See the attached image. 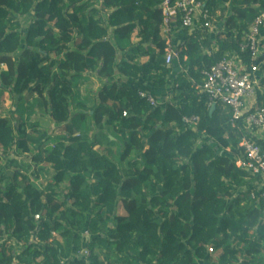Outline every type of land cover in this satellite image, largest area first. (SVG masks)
Wrapping results in <instances>:
<instances>
[{"label":"trees","instance_id":"1","mask_svg":"<svg viewBox=\"0 0 264 264\" xmlns=\"http://www.w3.org/2000/svg\"><path fill=\"white\" fill-rule=\"evenodd\" d=\"M198 1L217 32L184 29L171 81L162 0H0V103L8 90L15 105L0 115V264H59L83 247L79 264H264V198L235 164L240 134L199 91L264 0ZM84 73L102 83L96 103L72 108ZM131 79L172 96L162 106Z\"/></svg>","mask_w":264,"mask_h":264},{"label":"built area","instance_id":"2","mask_svg":"<svg viewBox=\"0 0 264 264\" xmlns=\"http://www.w3.org/2000/svg\"><path fill=\"white\" fill-rule=\"evenodd\" d=\"M161 10L163 28L167 32L178 22L188 31L201 21L204 27H212L209 12L198 0H162ZM263 28L264 6L258 8L247 32L237 41L239 50L225 53L216 64L203 69L199 86L209 107L223 105L226 108L230 127L240 134L241 154L235 158V164L251 179L250 198L253 200L264 198V103L258 99V93L264 98V90L261 88L262 63L255 64L261 55L264 60ZM166 44L164 62L170 66L178 58L179 49L168 41ZM141 96L156 105L152 95L141 93ZM198 121L197 116L183 117V122L193 128ZM87 255L88 250L83 247L59 264H79ZM12 264L20 263L15 260Z\"/></svg>","mask_w":264,"mask_h":264},{"label":"rangeland","instance_id":"3","mask_svg":"<svg viewBox=\"0 0 264 264\" xmlns=\"http://www.w3.org/2000/svg\"><path fill=\"white\" fill-rule=\"evenodd\" d=\"M25 20V18H24ZM218 24V22L216 21L215 23V20L213 19L211 21V28L215 27L216 25ZM210 28V29H211ZM210 33H216L215 30H213L212 32ZM161 35L162 37H164L166 39V34H164L163 32V29H161ZM135 36H136V32H134L131 36V40L134 42L136 41L135 39ZM140 62H143L145 61V58H141L139 60ZM261 71V69H260ZM86 77H92V79H86L84 82H81V80L78 78L76 79L75 81V91H74V97L72 99V108H74L75 104L77 103V101H84L86 102V100L88 101V105H89V108L93 107L96 103V100H97V91H98V88H100V86L102 85V83L97 79V77L95 76L94 73H89L88 76ZM262 77V75H261ZM97 79V80H95ZM94 81H96V84L94 83ZM99 83V84H98ZM98 84V85H97ZM95 85V86H94ZM94 86V87H93ZM94 88V89H93ZM261 88H263L261 86ZM264 90V89H263ZM170 94V93H169ZM6 97V95L4 94L3 97ZM168 97V96H166ZM167 99V98H166ZM11 102V99H10V96L7 95L6 98H4L2 101H1V106L3 107V109H0V115H7L8 113H11L9 112L10 108H7L8 105H11L10 104ZM83 102V103H84ZM162 103V102H161ZM164 105V103H162ZM7 107H6V106ZM227 114V110L226 108L223 106V105H218L217 106V111H216V116L218 117L219 121H221L224 116ZM40 117V119H39ZM34 119H38L37 121L40 123V126L43 128V129H46L48 131V133L52 134L53 136L56 135V133L58 132L57 128L53 127V125L51 124V122L47 123L44 121L43 117L37 115L33 118ZM90 122V121H89ZM119 138V137H118ZM114 151V150H113ZM101 152H104V150H101ZM30 157L31 155L28 154V155H23V156H17L16 159L19 161V163L21 164H30ZM8 161H9V157L8 158H4L1 162V164L6 167L8 165ZM116 161V160H115ZM11 168L14 169V167L12 166ZM33 170V167L31 166L30 167V172ZM49 177V176H48ZM32 180L37 183V185H42V187H44L46 185V182L48 180V178L46 177H40V178H33L32 177ZM43 182V183H42ZM42 183V184H41ZM85 238H87V235L85 234ZM10 240V237L9 236H3L2 239H0V243L3 242V241H9ZM15 248H17L15 246ZM210 248V247H209ZM208 248V251L213 255L214 259L217 257L218 255V252L215 253V252H212V250H210Z\"/></svg>","mask_w":264,"mask_h":264},{"label":"crops","instance_id":"4","mask_svg":"<svg viewBox=\"0 0 264 264\" xmlns=\"http://www.w3.org/2000/svg\"><path fill=\"white\" fill-rule=\"evenodd\" d=\"M162 29H163V32H164V34H166L167 36H166V42L168 41V42H170L171 44H172V47H173V45L174 46H176V47H179L178 45H181V43H182V41L184 40V38H185V33H184V29L180 26V25H178V23H176L175 25H173V27L171 28V30L170 31H166V29L165 28H163L162 27ZM217 26H215V27H213V28H211V29H209L208 31L209 32H212L213 30H215L216 32H217ZM135 39H136V41H132V40H130L129 42H120V43H118V46L121 48V49H124V50H128L129 49V47L132 45V44H135L137 41H138V39L135 37ZM262 41H263V43H264V35H262ZM176 47H173V48H176ZM144 62V61H143ZM176 62V60H174V63ZM173 64V63H172ZM172 68H173V71H172V74H171V81L172 80H174L175 79V77L177 76V74L178 73H180V68H178V66L176 65V63L175 64H173V66H172ZM89 75V73H84L82 76H80L79 77V79L81 80V82H84L86 79H92V77H86V76H88ZM95 80H97V79H95ZM133 86H135V87H137V88H141L143 91H147V92H149L150 94H152V95H154L155 96V98L157 99V101H158V103H160V105H162L163 106V104L162 103H166L167 101H169L170 100V98H171V96H172V89H171V87H169V88H166V89H155V88H152L151 86H149V85H147V84H144L141 80H134V79H131L130 81H129ZM94 83L96 84V81H94ZM99 84V83H98ZM97 84V85H98ZM95 86V85H94ZM93 86V87H94ZM94 89V88H93ZM99 89V88H98ZM170 93V94H169ZM4 94L6 95V97H7V95L8 96H10V99H11V102H10V104L11 105H8V107L7 108H10L9 110V112H13L14 111V109H15V105L14 104H12V96L10 95V93H9V91L8 90H4ZM166 96H168V97H166ZM5 96L3 97V99L4 98H6ZM167 98V99H166ZM77 102H81V103H83L84 101H77ZM162 102V103H161ZM83 104H85L88 108H89V105H88V101L86 100V102H84ZM0 109H3V107L0 105ZM11 113H8V114H11ZM39 119H40V117H39ZM43 119H44V121L45 122H47V123H49L50 121L48 120V118L47 117H43ZM34 120H38V119H34ZM41 123V122H40ZM94 129V128H93ZM110 135V134H109ZM110 138L111 139H113V137H111L110 136ZM116 138H118V136H116ZM4 236H7V235H4ZM3 238V236L2 237H0V239H2Z\"/></svg>","mask_w":264,"mask_h":264},{"label":"water","instance_id":"5","mask_svg":"<svg viewBox=\"0 0 264 264\" xmlns=\"http://www.w3.org/2000/svg\"><path fill=\"white\" fill-rule=\"evenodd\" d=\"M215 109V105H212L211 107H210V113H212L213 112V110Z\"/></svg>","mask_w":264,"mask_h":264}]
</instances>
